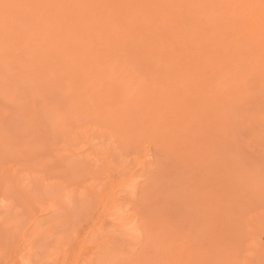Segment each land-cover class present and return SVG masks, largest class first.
<instances>
[{"label": "rangeland", "instance_id": "rangeland-1", "mask_svg": "<svg viewBox=\"0 0 264 264\" xmlns=\"http://www.w3.org/2000/svg\"><path fill=\"white\" fill-rule=\"evenodd\" d=\"M106 1L0 0V264H264V84L183 96Z\"/></svg>", "mask_w": 264, "mask_h": 264}, {"label": "bare ground", "instance_id": "bare-ground-1", "mask_svg": "<svg viewBox=\"0 0 264 264\" xmlns=\"http://www.w3.org/2000/svg\"><path fill=\"white\" fill-rule=\"evenodd\" d=\"M116 1H118V0H116ZM124 1H126V3ZM94 2H96V1H94ZM100 2L102 4H104L102 2V0H100ZM110 2L111 1H109L107 3L109 4ZM115 2H113V3H115ZM122 3H124L125 5L128 4V6L134 5L137 7V10H139V8H141L143 10V12H142L143 16L146 17V21H148L149 24L152 23V26L154 25L155 28H157L160 31L159 35L157 33L156 34L153 33V38L157 42V46L155 47V45H154L155 50H157V53L161 54L162 58H163V56H167V58L169 57V59H171L169 62H165V63H168L165 65L166 66L171 65L173 70H170V71L169 70L167 71V69H165V70L167 72L177 71V73L180 74V77L175 76V78L176 79L180 78V80L182 79L181 81H182V85H184V89H183L184 91H183V93L182 92L181 93L183 96H185V92H187L186 93V96L188 95L187 97H189V95L192 93V95H190V96L191 97L193 96L192 98L195 101V100H198V98L202 97V95L206 94L207 90L208 91L209 90L210 91L211 90L212 91L217 90V92H218V90L221 91L223 89L224 90L229 89L232 92L236 89H239L240 87H243V84L244 85L246 84L247 86L250 85L249 84L250 80H248V76L251 73L255 74L254 75V76H256L255 80L256 79L259 80V81L256 80L257 82H261L262 84H264V0H122ZM108 4H104L105 7H107ZM116 4H117V7H119L118 2ZM128 6H127L126 10L128 9ZM130 7L131 6H129V8ZM109 8L111 9L112 7L109 6ZM112 9L114 10V8H112ZM112 9H111V12L113 11ZM134 11L136 12V10H134ZM139 11L137 14L140 13ZM117 12L119 13V8H118ZM120 13H122V12H120ZM115 14H116V12H115ZM125 14H126V16L124 15V17H127L128 12L126 13V11H125ZM96 15H98V14L96 13ZM122 15H123V13H122ZM139 16H141V17H138L139 19H138V21L136 19V22L137 23L140 22L139 25L143 26V23H141V21H140V19H142L143 16L141 14ZM130 17H132V16H130ZM134 18H137V17H134ZM117 19H118V17H117ZM129 19L131 20L130 22L133 23L132 19L131 18H129ZM126 20H127V18H126ZM127 22H129V21L124 22V24ZM116 23H114L115 28H117L116 26H118L120 28V26ZM133 25H135V23ZM130 27H131L130 30H132V27H134V26H130ZM135 27H136V25H135ZM139 28H138V30H139ZM117 29H116V31H117L116 33H117V35H119V33H121L122 31L118 32L120 30L119 29L117 30ZM123 29H125V28H123ZM123 31L128 33L127 30L126 31L123 30ZM142 31L144 32V30H142ZM132 32H133V30H132ZM136 32H138V31H136ZM136 32H134V33L136 34ZM129 34H131V33H129ZM135 34H134V36H136ZM138 34H140V33H138ZM142 34H144V33H142ZM142 34H140V35L142 36ZM124 36L126 37L125 34H124ZM128 36L131 38V37H133V34L128 35ZM144 36L145 35H143V37ZM122 37L123 36H121L119 38L122 39ZM150 37H147V38H150ZM128 38H126V39H128ZM132 39H136V38H132ZM142 39H144V38H142ZM113 40H114V38H113ZM139 40H140V37H139ZM115 41H116V39H115ZM146 41L148 42V40H146ZM185 41H186L187 45H185ZM132 42H131V44L133 45ZM137 42H139V41L137 40ZM149 42H150V39H149ZM150 43H151L150 46H152L153 43L152 42H150ZM188 43H190V44L188 45ZM137 44H139V43H137ZM147 44L149 45V43H147ZM171 46L172 47L175 46L176 49H178L179 51L176 53L169 52L170 48H168V47H171ZM185 46L186 47L189 46L190 47L189 51H191L189 53L190 57H189V59L187 58L188 61H186V62H185ZM135 48H136V46H135ZM143 48H145V47H143ZM186 50H188V48H186ZM170 51H172V50H170ZM145 52H147V50ZM150 53H149V55H151ZM152 54H153V56H150V57H154V58H152V60L157 61L156 60L157 55L155 56L154 53H152ZM174 54H176V56ZM141 55H144V53ZM169 59H167V61ZM120 64H122V62ZM163 66L164 65H162V68H163ZM166 66H164V68ZM168 66L166 68L169 69L170 67H168ZM180 67H181V69H180ZM185 69H186L187 74H188L187 77H185ZM159 70H161V69H159ZM171 76L173 79V77H174L173 74H171ZM189 77H190V79L187 80L186 78H189ZM246 78H247V83L245 82ZM179 81H177V82H179ZM185 81L186 82L189 81V83H190V84L189 83L186 84L188 86L187 90L189 89L188 91H191L190 93L187 90L185 91ZM238 81H240V83ZM180 83L181 82H179V84L173 82V84H171V85L173 87L175 86V84H178L177 86H179V85L181 86ZM252 83H254V82H252ZM255 84H257V83H255ZM177 86H175V89L178 88ZM250 86H248V87H250ZM182 88H183V86H182ZM171 89H173V88H171ZM262 92H263V90H262ZM232 93H235V91ZM243 96H245V95L243 94ZM246 97H247V94H246ZM261 97H263V95ZM166 98H168V97H166ZM192 98H191V101H192ZM227 98L229 99L228 96H227ZM238 100L239 99L237 98V101ZM219 101H221V100H219ZM183 103L185 105V101H183ZM215 104L218 105V103H215ZM215 104L213 103V105H215ZM220 106L221 105H219V107ZM241 106H242V104H241ZM202 107H203V105H202ZM190 108H192V107H190ZM212 108L213 107L211 105V109ZM229 108H230V106H229ZM220 109H218V110H220ZM257 109H259V108H257ZM257 109H255V110H257ZM215 110H217V109H215ZM223 111H224V109H223ZM214 112H216V111H214ZM261 113H262V111H261ZM263 114H262V116H264ZM231 115H233V114H231ZM239 115L241 116V114H239ZM256 118L259 119V117H256ZM231 120H233V118ZM249 120H252V119L250 118ZM249 124H252V123H249ZM257 124H259V122ZM254 125H256V124H254ZM223 126H224V124H223ZM227 126H229V125H227ZM224 127H226V126H224ZM221 129H223V128H221ZM236 130H238V129H236ZM262 130L263 129H261V131ZM262 132H264V131H262ZM263 164H264V162H263ZM262 169L264 170V168H262ZM235 176H237V175L235 174Z\"/></svg>", "mask_w": 264, "mask_h": 264}]
</instances>
